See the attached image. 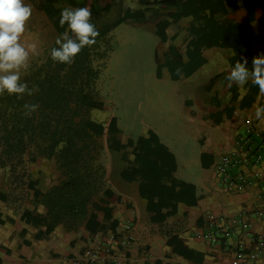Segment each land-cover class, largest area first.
Here are the masks:
<instances>
[{"label": "trees", "instance_id": "16d2710c", "mask_svg": "<svg viewBox=\"0 0 264 264\" xmlns=\"http://www.w3.org/2000/svg\"><path fill=\"white\" fill-rule=\"evenodd\" d=\"M40 8L56 16L55 28L62 35L67 25L59 24L63 7H88L91 22L99 31L96 44L85 47L75 57L74 62L62 64L54 62L50 51L57 47L54 43L46 57L34 63L21 76L29 88L38 86L39 91L32 96L0 95V166L5 169L9 180L16 187L36 188V181L29 172V164L44 157L54 159L60 172L59 181L42 194L50 217L49 230L66 219H85L87 227L96 230L102 220L93 204L102 196L112 201L121 195L111 188H105L106 166L103 162V136L105 122L94 116L95 110L106 108L101 96L100 74L107 64L113 45L112 32L129 19L146 18L152 14L167 16L156 24V33L163 42L175 40L180 30V20L185 16H198L207 12L203 18L205 25L192 27L194 35L186 47L170 45L164 53L160 67H167L173 79L191 76L203 62V48L219 46L231 47L234 55L232 66L242 58L241 54L257 55L253 51L254 32L251 22L264 20V0H37ZM59 4L61 7L57 8ZM236 21L235 24H229ZM247 25L243 26V23ZM174 30L169 36L168 29ZM177 69L180 73L177 74ZM227 73H220L215 81L226 80ZM213 82L209 90L214 104L220 107L215 113L227 111L232 115L234 107L222 105V100L238 93L221 84ZM215 86V87H214ZM250 88L258 91L250 83ZM252 98L245 95L243 102ZM38 104L39 108L31 116L24 114V104ZM243 103V105H244ZM216 122H219L217 117ZM109 130L117 131L118 118L112 116ZM139 147L131 151L134 161L140 166H132L126 175L132 178L141 175L140 191L148 197V209L156 212L155 220H164L178 210V202L186 200L197 203L196 185L179 181L172 176L177 169L175 154L161 142L155 132L149 137L140 135ZM165 208H168L166 211ZM108 208L106 217L111 218ZM177 242V251L191 256L186 237L174 235L169 243Z\"/></svg>", "mask_w": 264, "mask_h": 264}, {"label": "crops", "instance_id": "0c3cea01", "mask_svg": "<svg viewBox=\"0 0 264 264\" xmlns=\"http://www.w3.org/2000/svg\"><path fill=\"white\" fill-rule=\"evenodd\" d=\"M206 13L183 17L180 20L179 34L175 40L168 41L171 42L169 47H186L194 37L192 27L205 25L203 16ZM255 21L251 22L252 26ZM235 23L236 21H232L229 24ZM245 25L246 22L243 23ZM184 28L187 30L184 31ZM168 34L172 36L174 30L169 28ZM182 35L186 39L179 43ZM209 48L213 50L211 54L206 53ZM252 49L261 52L255 46L254 39ZM234 53L231 47L203 48V62L198 69L191 76L183 75L177 79L181 82L182 101L170 103L173 112L176 109L179 117L166 119L170 123L173 120L167 128L170 130V126L177 123L181 132L174 128L170 135L162 127L159 129L151 124L146 134H143L149 137L150 132H155L161 142L175 154L177 169L172 172V176L179 181L196 185V204L181 200L178 202L177 212L164 220L153 219L156 212L148 209V197L143 196L140 191L142 176L137 174L130 178L125 174L130 167L140 165L134 161L135 155L132 152L121 151L123 154L116 156L127 163V166L123 165L121 168V176L128 182H136L137 186L134 189L125 187L122 191L115 187L111 180L112 165L104 163L107 169L104 187L113 189L121 195V199L112 201L102 194L94 202L93 207L102 218L99 227L91 230L85 219H66L49 230L48 208L42 194L37 196L35 193L37 190L45 192L59 181L60 172L55 160L44 157L41 165L30 162L29 172L36 181V188L16 187L9 180L5 169L0 167V264H76L87 249L106 242L111 233L120 234L127 224L132 225V241L122 247L121 254L126 257H123L124 262L264 264V247L262 254L253 261L237 257L240 244L248 251L258 248L259 241L264 240V159L260 165H253L250 162L245 164L244 158L240 157L241 162L234 172L247 171L250 183L239 189H228L216 169L222 155L240 150L238 135L245 131L247 125L251 123L264 128V122L255 118L253 108V105L264 106V96L259 94V90L251 89L250 82L244 86H229L228 83L226 87L238 93V98L232 99L230 96L221 102L222 105L234 107L230 116L227 111L216 116L215 113L220 109L216 103L200 106L193 99L201 83H208L222 71L229 73L233 67L231 57ZM241 56L248 59V67L251 68L254 55ZM245 95L252 98L248 104L243 102ZM217 117L219 122H216ZM256 142L257 145L262 143ZM260 172L263 174H259ZM109 207H112L111 218L106 217ZM210 215L223 217L219 224L231 227L234 233L228 244L212 242L202 236V230L209 226ZM248 222L252 223L249 227ZM176 234L186 237L191 256L179 253L177 242L169 243V239Z\"/></svg>", "mask_w": 264, "mask_h": 264}, {"label": "rangeland", "instance_id": "374dc122", "mask_svg": "<svg viewBox=\"0 0 264 264\" xmlns=\"http://www.w3.org/2000/svg\"><path fill=\"white\" fill-rule=\"evenodd\" d=\"M25 2L33 5V13L21 37V42L30 51L29 66L21 70V76L34 63L46 57L48 50L60 36L55 28L54 14L42 10L37 0H25ZM163 17L162 14H152L146 18L129 19L119 25L112 32L113 48L100 74V93L106 101V108L95 110L94 116L105 122L102 158L104 163L112 165L111 180L120 190L125 187L134 189L137 183L122 178L121 168L123 165L127 166V163L116 155L119 153L122 155L121 151L124 153L136 151L139 147V136L146 134L151 124L159 129L162 127L161 129L170 135L174 128L177 132H181L177 123L170 126V130L167 128L173 120L170 123L166 119L178 116L177 110L174 109L173 112L170 103L181 102L183 94L180 89L181 82L172 78L167 67L159 65V61L164 60V53L169 50L171 43L163 42L156 33V24ZM253 27L254 44L259 51L264 52V20L258 19L253 23ZM186 30L184 28V31ZM180 38L179 43H183L186 39L185 35ZM209 49L206 53L211 54L213 50ZM224 72L228 74V71H222ZM215 79L216 77L208 83H201L202 86L200 85L193 98L198 105L214 104L212 96L217 87L214 86L213 93L209 87ZM221 81L223 80L215 81L216 86L221 87V84L227 86L229 83L227 79L223 83ZM171 114L173 116H168ZM114 115L118 118L117 131L108 128ZM31 161L40 165L43 163L42 160H35V157Z\"/></svg>", "mask_w": 264, "mask_h": 264}, {"label": "clouds", "instance_id": "9594fccd", "mask_svg": "<svg viewBox=\"0 0 264 264\" xmlns=\"http://www.w3.org/2000/svg\"><path fill=\"white\" fill-rule=\"evenodd\" d=\"M57 8L61 6L56 5ZM33 13V5L25 0H0V95L32 96L39 91L38 86L29 88L28 83L21 82L20 72L29 66L30 51L21 42L27 22ZM59 24L67 25V30L56 38L57 47L50 51L51 59L56 63L69 64L85 47L96 44L99 31L91 22L88 7H63ZM246 57L239 59L230 68L226 76L229 86H244L249 82L259 89L264 96V52L253 56L251 68ZM180 70L177 69V74ZM26 116L38 110V104H24ZM255 118L264 122V106L253 105Z\"/></svg>", "mask_w": 264, "mask_h": 264}, {"label": "built area", "instance_id": "2783aa9c", "mask_svg": "<svg viewBox=\"0 0 264 264\" xmlns=\"http://www.w3.org/2000/svg\"><path fill=\"white\" fill-rule=\"evenodd\" d=\"M240 150L231 151L221 156L216 165L217 172L228 189H239L250 183L249 173L247 171H235L240 157L244 158L245 164L260 165L264 159V128L249 124L244 132L238 135ZM256 141H261L257 145ZM263 174V173H259ZM264 175V174H263ZM224 218L210 215L209 226L202 230V236L207 237L212 242H224L228 244L230 236L234 233L228 224H219ZM252 223L248 222L247 226ZM131 224H127L125 229L118 233H111L106 242H101L95 247L89 248L84 252L83 257L77 260L76 264H139L137 261L124 262L121 254L122 247L132 241L130 230ZM264 240L259 241L258 248L244 249L240 244L237 250V257L253 261L257 259L263 251ZM126 258V257H125Z\"/></svg>", "mask_w": 264, "mask_h": 264}]
</instances>
